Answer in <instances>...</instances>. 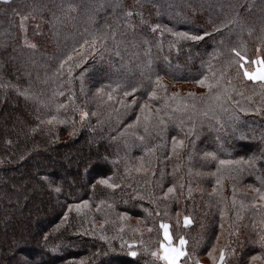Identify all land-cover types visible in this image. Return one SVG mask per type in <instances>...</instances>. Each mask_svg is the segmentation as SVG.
<instances>
[{"label":"trees","instance_id":"16d2710c","mask_svg":"<svg viewBox=\"0 0 264 264\" xmlns=\"http://www.w3.org/2000/svg\"><path fill=\"white\" fill-rule=\"evenodd\" d=\"M212 2L214 4L215 0ZM249 2L239 0L244 9ZM68 3L72 4V9L62 11L61 5L66 7ZM170 3L173 7H169ZM208 4L209 0H10L5 7L0 0V264H81V261L83 264H146L153 258L150 254L144 255L139 245L134 250H139L140 255L134 259L126 253L110 250L108 243L100 237L111 238L123 226L126 239L131 242L132 239L143 238L155 250L158 248L155 241L159 230L155 212H163L166 203L173 209L186 207V214L193 220L184 229L183 216L180 218L181 234L189 240L187 249L190 253L194 250L189 264L195 261L203 263V260L213 264L208 251L215 245L214 256L218 261L220 248L229 244L235 249V254L229 256L226 252L228 264H240L242 259L247 264H262L261 260L253 262L251 259L252 256L264 257V249L252 242L257 239L256 231L251 228L256 210L246 209L245 219L239 222V236H230L234 181L227 177L223 180L222 195L226 199L217 206L219 197L213 193L216 178L198 173L216 168L215 161L203 164V152L216 151L221 158L243 157L247 160L255 157L256 169L244 173L236 184L237 207L241 200L250 203L254 196L253 188L264 187V116L240 113L239 131L235 135L229 127L226 133H219L223 139L218 140L216 131L205 130L197 141V152L191 161L184 152L179 159L173 157L165 161L164 170L168 174L163 181V190L175 185L174 200L157 199L161 188L146 183V180L154 181V177L133 171L132 179L128 181L131 186H125L120 179L125 173V153L139 157L144 155L145 147H155L160 143L154 133L145 132L143 122L127 127L140 114L139 104L145 102L147 91L151 90L148 73L142 66L152 61L153 70L164 76L162 82L169 95L178 92L183 96L192 92L199 97L206 92L205 88L194 82H185L184 78H199L196 72L200 69L201 59H207L205 53L213 49L211 40L206 46L193 48V59H189L186 44L178 54L175 38L168 32L163 36L159 30L154 33L152 26L160 24L176 30H211L210 17L217 23L227 18L218 8L209 9ZM244 9H241L243 18L232 25L234 33L230 42L244 48L245 54L254 59L261 47L258 19L261 14L256 9L250 13ZM129 11L133 13L131 27L122 20L124 13ZM118 21L116 39L122 41L118 49L121 55H115L113 46V51L105 53V68L113 81L141 86L134 94L138 103L133 105V110L118 117L114 109L122 110L120 105L108 101L106 94L103 97L96 94V87L105 82L99 78L95 86L92 81L88 82L85 95L80 92L79 81L69 85L65 75L61 88L65 94L53 97V90L57 87L54 74L65 44L71 43L86 29L117 28ZM240 25L246 26L242 34ZM248 28L252 29L251 33ZM145 39L151 46L150 54L149 45L143 43ZM70 89L75 92L76 105L90 114L83 123L81 111L73 112L71 101L65 109L59 113L56 111L57 103L68 100ZM24 90H28V97L22 94ZM123 98L121 93L119 99ZM127 99L131 101L132 97ZM259 100L258 96L255 97L252 106H259ZM152 103L155 105L160 101ZM151 111L154 113L155 108ZM93 112L96 115H91ZM53 115L68 122L48 123ZM175 134L176 130L170 129L168 147L162 149L165 153L170 148L171 135ZM241 135L245 138L241 139ZM220 144L231 150L230 157L219 152ZM106 154L109 156L108 164H99L85 174V161ZM177 165L179 169L173 172ZM114 171L120 174L117 182L121 183V188L107 189L99 184L93 187L99 174ZM45 174L50 175L54 186L61 187L60 193L40 180V176ZM181 183L184 184L183 189ZM85 199L89 200V207L82 208L86 215L77 214L74 209L69 212V204ZM110 204L112 208H109ZM221 207L227 208L223 231L220 228ZM66 212L69 219L64 222ZM119 213H127L128 218L120 220ZM172 217L171 223L175 225L174 212ZM82 221L84 228L91 227L94 222L95 236L83 234ZM245 224L249 227H243ZM149 226L153 227L151 233L147 231ZM136 227L140 232L134 234L132 229ZM197 241H200L198 247ZM114 243L118 249L119 241Z\"/></svg>","mask_w":264,"mask_h":264},{"label":"snow or ice","instance_id":"6c2138e0","mask_svg":"<svg viewBox=\"0 0 264 264\" xmlns=\"http://www.w3.org/2000/svg\"><path fill=\"white\" fill-rule=\"evenodd\" d=\"M3 5L7 7L10 4V0H2ZM114 7H119L115 5ZM169 7H173L170 3ZM203 7V5H201ZM209 9L213 7L218 8L226 16L225 21L216 22L215 19L210 17L209 24L211 30L204 28L203 31H199L195 28L188 30H176L174 28H168L166 26L156 24L152 26V31L155 33L159 30L161 36L165 32L170 33L174 38V45L177 53L179 54L183 50V44L187 45L188 57L193 59L191 50L193 48H200L206 46L211 40L213 49L211 52H206L207 59H201L200 69L197 70L195 78L189 76L184 78L185 82H194L196 85L205 88L206 92L197 97L194 93L189 92L186 95L181 96L178 92L168 94L166 85L163 84L164 76L159 72H156L152 68V61L149 60L147 64L142 67L147 71V80L151 88L147 91V99L144 103L139 104L140 114L136 116V120L132 125H128L131 128L135 125L143 122L145 132L154 133L160 143L155 147H145L144 155L139 157H132L129 153H125V173L120 177L125 186H131L128 181L132 179L131 173L134 171L137 174H146V176L154 177L153 180H146V183H152L153 186H159L161 188V195L157 199H163L168 201L175 199V185L168 186L166 191L163 190V181L165 175L168 174L164 170V162L171 160L173 157L181 158V153L184 152L186 158L191 161L194 154L197 152V141L200 140L201 135L205 130L216 131L218 133V140H222L223 137L219 135L220 132H227L231 127L233 135L239 131V123L241 121L240 113L248 114L254 113L258 116H264V0H250L247 8L244 9V5L239 3V0H215L213 4L212 0H209ZM72 4L68 3L65 7L61 5L62 11H70ZM241 9L247 12H251L256 9L260 12L258 17L260 28V45L258 48V55L256 58H249L245 54V49L239 45L232 44L230 42L231 35L234 33L232 25L236 24L242 19ZM226 10V11H225ZM133 15L131 11L124 13L122 20L125 24L131 27L130 17ZM94 23V20H93ZM23 27V21L21 22ZM119 27V21L117 28H92L86 29L79 35L78 38H73L71 43L65 44L62 49L60 57H58V68L54 74V80L57 87L53 90V97L63 96L65 93L61 90L65 75L67 76V83L74 85L76 81H79L80 92L86 95L85 88L89 81L93 82V86L97 82L98 78L105 82L100 83L99 87H96V94L100 97L107 95L108 101L118 103L120 109L116 110L117 116L126 115L129 111L133 110V105L138 103V97L134 94L138 92L140 85L126 82V81H113L111 79V73L105 68V53L113 51L115 47V55L120 56L119 46L122 41L116 39L117 29ZM246 30L245 25H240V33L242 34ZM251 33L252 29H247ZM219 37V39H217ZM111 41V45L109 44ZM183 42V43H182ZM27 43V41H26ZM143 43L149 45L148 53L150 54L151 46L147 39L143 40ZM29 47H35V45L28 44ZM167 60V57H165ZM165 75H169L165 73ZM175 80V77H172ZM251 82V83H249ZM110 90V91H108ZM19 91V89H18ZM70 91L68 100L62 103L56 104V111L59 113L61 109H65L69 101L72 102L73 112L81 111L80 120L85 122L89 117V112L82 110L79 105L75 103V92ZM122 93L123 99H119ZM23 95L28 97V90L22 92ZM142 95V93H141ZM132 97L131 101L127 98ZM259 97V106L253 107L254 98ZM159 100L160 103L153 104V101ZM155 108V112L151 111ZM91 115H96L95 112ZM57 121L58 123H67L66 119H59L58 115H53L48 120V123ZM43 123V121H42ZM99 123V121H98ZM174 128L177 132L175 135H171V143L169 150L165 153L162 149L168 147L167 138L170 129ZM244 139L243 135L240 137ZM112 139H115L114 137ZM143 139V137H141ZM219 152H223L226 157L231 156V150L225 149L223 144H220ZM147 157V158H146ZM201 159L204 165H207L213 161L216 162V168L214 171H201L199 175H211L216 178L215 186L213 187V193L219 197L217 206L223 204L225 197L223 192V180L227 177L234 181L233 196H232V211L233 217L230 218L228 229L230 236H239V229L241 227L240 221L245 219L244 211L246 209L256 210L254 218L251 220V228L257 233V239L252 241L255 244H259L261 249H264V187H254V196L250 203L240 201L239 207L236 204V184L242 179V176L246 172H251L256 169V158L250 157L245 160L243 157L239 159L221 158L216 151L203 152ZM109 156L97 155L94 159L89 158L84 163L85 174L89 173L94 167L99 164H108ZM159 166V167H158ZM179 169V165L175 166L173 172ZM120 176L118 171L111 173H101L95 178V184L104 186L107 189L121 188V183L117 182V177ZM40 180L47 183V186L54 190L56 193L62 191L59 185H53L50 175L45 174L40 176ZM264 183V181H262ZM42 186V185H41ZM181 189L184 188V184L181 183ZM123 190V189H122ZM188 196H191V188L189 187ZM141 199L144 197L141 196ZM257 200L260 203H257ZM127 202V201H125ZM155 203L156 200H153ZM89 207V200L85 199L79 203L69 204V212L73 209L77 214L86 215L82 213V208ZM99 205L97 208L99 209ZM113 206L110 204L109 208ZM145 211H148L145 209ZM175 214V225H172V213ZM227 212L226 207L220 208V228L224 230L225 215ZM152 215L151 212L148 213ZM120 220H126L128 218L127 213H119ZM181 216H183V228L187 229L189 225L193 223L189 214H186L185 209H173L170 204L164 205V211L155 212V217L159 219L158 239L155 241L158 243V248L152 250L150 245L140 238L126 239L123 235L124 227L121 226L118 232L109 238L108 236H101L100 238L108 243V247L112 251H119L126 253L127 256L137 259L140 255L137 245L143 250L144 255H149L153 258L152 261L146 262V264H189L192 260L194 250L190 253L187 249L189 240L185 235L181 234ZM167 218V219H165ZM69 219V213L66 212L63 217V221L67 222ZM84 221H82L81 227L84 235H96V229L94 222L91 227L84 228ZM104 223H107L105 221ZM139 223V222H138ZM104 225H101L103 229ZM203 228L204 225H201ZM243 227L248 228L249 225L245 224ZM149 233L153 232V227L147 228ZM134 234L140 232V228L136 227L132 229ZM219 235L217 240H219ZM115 241H119V248H116ZM200 241H197V247ZM216 246L213 245L212 249L208 251L207 255L212 257L214 264H228L226 260L227 255L232 256L235 254V249L231 245L222 246L219 250L218 261L214 256ZM97 253L96 255H99ZM187 258V259H184ZM252 261L261 260L264 264V257L252 256ZM83 264V261H81ZM139 264V262H137ZM198 264V262H197ZM240 264H247L246 260H241Z\"/></svg>","mask_w":264,"mask_h":264},{"label":"rangeland","instance_id":"374dc122","mask_svg":"<svg viewBox=\"0 0 264 264\" xmlns=\"http://www.w3.org/2000/svg\"><path fill=\"white\" fill-rule=\"evenodd\" d=\"M206 260H203V263L202 262H199V261H195L194 262V264H197V262H198V264H210V263H207V262H205ZM105 264H108V263H105ZM214 264V263H213Z\"/></svg>","mask_w":264,"mask_h":264}]
</instances>
